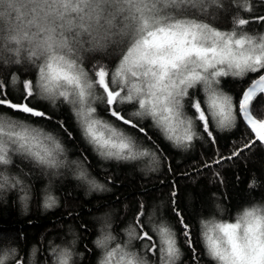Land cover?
I'll return each instance as SVG.
<instances>
[{
    "label": "snow or ice",
    "instance_id": "1",
    "mask_svg": "<svg viewBox=\"0 0 264 264\" xmlns=\"http://www.w3.org/2000/svg\"><path fill=\"white\" fill-rule=\"evenodd\" d=\"M120 2L128 6L130 23L122 31L128 34L130 46L112 54L119 62L111 70L109 65L97 61L83 77L73 78L71 73L62 75L60 79L66 81L65 87H42L36 73L31 78L24 73L21 79V74L9 72L0 76V112L7 109L26 117L54 120L39 101L62 99L71 106L85 139L106 160L136 161L147 157L150 163L156 164L157 151L163 154V149L145 146L139 137L119 128L115 121L151 141L144 126V122L150 120L177 148H188L205 137L215 146L217 130L231 131L243 125L247 142L234 147L227 157L218 155L211 162H205L203 168L241 157L255 146H264V34L246 27L264 22V14L243 18V13H252L251 3L245 5L241 0H231L234 9L228 13L231 22L227 30H222L203 22L204 17L211 15L210 8H223L219 0ZM51 4L62 17L99 20L101 15L100 0H51ZM227 77L239 78L247 86L237 94L225 92L221 78ZM125 105L128 108L123 107ZM101 111L113 120L104 119L99 114ZM58 123L71 137L64 122ZM18 153L32 159L41 169L49 170L50 175L75 165V176L81 185L89 190H105V185L82 163L67 160L62 143L51 132L23 120L0 116V166H9L12 155ZM3 170L0 168V172ZM168 170H172L170 164ZM0 179L4 181L0 183L3 188L9 177L0 176ZM12 180V187L22 184L14 177ZM255 183L253 180L249 187ZM171 196L172 212L192 252L191 264H200L191 226L176 205L175 182ZM57 203L52 194L44 195V208H52ZM216 207L223 212L220 205ZM143 209L141 203L140 210L125 229L127 241L116 242L110 221L106 216L100 218V235L94 241L102 251L99 264H157V261H149V254L158 258V264H177L181 249L174 226L160 219L153 221L150 230L146 229L141 219ZM200 224L206 254L216 264H264V215L260 214L259 207L239 211L235 222L218 221L212 216L202 219ZM132 240L143 242L140 249H136ZM74 244L73 240L64 247L53 248L54 264H71ZM16 253L15 248L5 250L0 254V264L9 259L14 264H24Z\"/></svg>",
    "mask_w": 264,
    "mask_h": 264
},
{
    "label": "trees",
    "instance_id": "2",
    "mask_svg": "<svg viewBox=\"0 0 264 264\" xmlns=\"http://www.w3.org/2000/svg\"><path fill=\"white\" fill-rule=\"evenodd\" d=\"M219 2L223 8H210L211 15L204 17L203 22L227 30L231 22L228 13L234 9L231 0ZM241 2L245 5L250 2L252 6V13H243V18L264 14V0ZM246 27L254 33L264 34V22ZM97 61L109 65L110 70L119 62L117 56L109 55L87 65V70ZM9 72L21 74V79L24 73L29 78L36 73L30 65L9 67L0 64V76ZM246 86L239 78H221V87L230 94H237ZM39 103L54 120L26 117L7 109L0 112V116L23 120L30 126L51 132L62 143L67 160L82 163L98 182L105 185V190H89L81 185L75 176V165L66 166L50 175L49 170L41 169L32 159L23 154H13L9 166H0L4 169L0 176L9 177V182L0 188V254L15 248L16 257L23 259L24 264H54L55 253L52 249L64 247L74 240L71 264H98L102 251L95 246L94 241L100 235V218L106 216L110 221L116 242L127 241L125 229L143 203L144 216L141 219L146 229L150 230L153 221L158 222L160 219L173 225L181 249L177 264H191L192 252L184 242L185 238L181 235L183 229L171 208V191L175 182L176 205L182 210L186 223L191 226L193 246L200 256V264H216L206 254L200 221L212 216L218 221H232L244 206L264 202V146H255L242 153L241 157L203 168L205 162H211L218 155L227 157L234 147L247 142L248 136L243 125L231 131L217 130L215 146L205 137L194 141L188 148H177L152 126L150 120L145 121L144 126L152 137L151 141H147L135 129L115 121L119 128L139 137L145 146L154 150L155 146L163 149V154L157 151L156 164L150 163L147 157L136 161L106 160L85 139L70 105L62 99ZM123 107L128 108L127 105ZM128 110L131 111L130 108ZM99 114L104 119L113 120L102 111ZM61 120L71 137L60 127L58 121ZM169 164L171 171L168 170ZM13 177L22 181V184L12 187ZM253 180L256 183L249 187ZM0 183H4L3 179H0ZM48 193L55 196L58 203L46 209L43 207V198ZM217 205L222 207L223 212L217 209ZM131 243L140 249L143 242L132 240ZM81 253L82 256L79 255ZM5 264H14V261L9 259Z\"/></svg>",
    "mask_w": 264,
    "mask_h": 264
},
{
    "label": "clouds",
    "instance_id": "3",
    "mask_svg": "<svg viewBox=\"0 0 264 264\" xmlns=\"http://www.w3.org/2000/svg\"><path fill=\"white\" fill-rule=\"evenodd\" d=\"M99 7V20H88L62 17L51 0H0V64L31 65L42 87H65L60 77L68 73L83 77L90 63L130 46L122 31L130 23L128 6L100 0ZM250 207H259L264 215V203L240 211Z\"/></svg>",
    "mask_w": 264,
    "mask_h": 264
},
{
    "label": "rangeland",
    "instance_id": "4",
    "mask_svg": "<svg viewBox=\"0 0 264 264\" xmlns=\"http://www.w3.org/2000/svg\"><path fill=\"white\" fill-rule=\"evenodd\" d=\"M61 169H62V168H61ZM58 170H60V169H58ZM56 171H57V170H56ZM260 203H264V202H260ZM222 222H230V223H231V222H235V220H232V221H222ZM148 259H149V261H152V260H153V261H158V258H157L156 256L153 257L151 254L148 255ZM151 259H152V260H151Z\"/></svg>",
    "mask_w": 264,
    "mask_h": 264
}]
</instances>
